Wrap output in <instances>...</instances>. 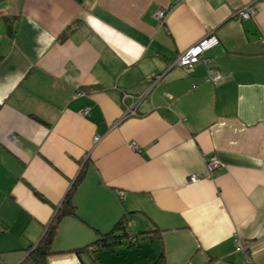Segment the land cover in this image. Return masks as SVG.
<instances>
[{"label":"crops","instance_id":"crops-1","mask_svg":"<svg viewBox=\"0 0 264 264\" xmlns=\"http://www.w3.org/2000/svg\"><path fill=\"white\" fill-rule=\"evenodd\" d=\"M82 169L47 264H264V0H0V264H31ZM120 220L135 240L94 244Z\"/></svg>","mask_w":264,"mask_h":264},{"label":"trees","instance_id":"trees-1","mask_svg":"<svg viewBox=\"0 0 264 264\" xmlns=\"http://www.w3.org/2000/svg\"><path fill=\"white\" fill-rule=\"evenodd\" d=\"M84 175H85V170L82 169L77 179L75 180L71 190L63 200V203L60 205V207H58L56 215L54 216L53 220L48 226L39 244L31 251V253L29 254V259L26 261L30 262L31 264H47L46 255L53 252L52 247L56 234L58 232V225H59L58 222L64 216L79 215L77 212V206L74 203L73 195L77 184L84 179ZM36 193L37 195H39L41 199L46 200V198L43 195L39 194L38 192ZM127 223L128 220H120L119 223L116 224L115 228L111 232L104 234L102 237L98 238V240L95 241L94 244L97 245L99 244V246L101 247H106L114 251L115 250L114 245L126 236L125 229L127 228ZM115 231L118 232L115 233ZM28 248L30 249L32 248V246L29 245ZM164 257H165L164 253H161V256L158 259H156L155 261L149 264H165Z\"/></svg>","mask_w":264,"mask_h":264},{"label":"built area","instance_id":"built-area-1","mask_svg":"<svg viewBox=\"0 0 264 264\" xmlns=\"http://www.w3.org/2000/svg\"><path fill=\"white\" fill-rule=\"evenodd\" d=\"M257 13L256 8L253 5H248L245 8H242L240 10H238L235 13L236 17H240L242 19H248L251 18L252 16H254ZM157 17L161 20H163L165 18V9H160L157 11L156 13ZM219 43V39L217 36L213 35V34H207L206 36H204L201 40H199L196 44H194L193 46H191L190 48L184 50L183 52H181L169 65L170 67H174V66H179L184 68L186 71L190 72L193 70V64L196 63L197 61H199L200 59H204V54L206 51L212 49L216 44ZM206 62H208V59H204ZM162 73L156 74L153 79L155 80V82H158L161 80L162 78ZM222 74L216 69V68H212L209 70V75H208V80L212 81L214 83H219V81L222 79ZM152 87L149 88V90ZM148 90V91H149ZM100 139L99 136L95 137V142H97ZM135 148L136 145H134ZM209 160V164H208V169L212 172L214 169H217L219 167L222 166L221 161L216 158V157H211L208 159ZM200 180V176L198 174H193L192 176L189 177V181L190 182H196ZM131 234V233H130ZM131 240H135L136 238L133 237V235L131 234L129 237ZM237 246L240 249L246 250L247 247L245 245V243H243L241 240H237ZM246 252V251H245ZM247 253V252H246ZM245 264H256L254 263L249 257L246 258L245 260Z\"/></svg>","mask_w":264,"mask_h":264},{"label":"rangeland","instance_id":"rangeland-1","mask_svg":"<svg viewBox=\"0 0 264 264\" xmlns=\"http://www.w3.org/2000/svg\"><path fill=\"white\" fill-rule=\"evenodd\" d=\"M125 98H126V94L124 95V99H125ZM94 141H95V138H94ZM134 148H135V147H134ZM208 159H209V158H208ZM208 159L206 160L207 170H208L209 174H213L218 168H217V169H214V170L211 172V171L208 169V164H209V163H208V162H209ZM193 174H196V173H193ZM193 174H190L189 177L192 176ZM188 179H189V178H188ZM125 233H126V235H128V236L130 237L131 234H130V231H129L127 228L125 229ZM135 238H136V237H135ZM138 242L141 243L142 240L139 239ZM243 243H244V242H243ZM137 247H138V246L136 245V246H133V247L129 248L130 250H132V252L129 253V257L133 258V257L135 256V254L133 253V250H135ZM121 248H122V250H123V249H126V248H128V247H127L126 245L123 244V245L121 246ZM133 248H134V249H133ZM129 249H128V250H129ZM129 259H130V258H129Z\"/></svg>","mask_w":264,"mask_h":264},{"label":"water","instance_id":"water-1","mask_svg":"<svg viewBox=\"0 0 264 264\" xmlns=\"http://www.w3.org/2000/svg\"><path fill=\"white\" fill-rule=\"evenodd\" d=\"M164 75H162V77H163ZM152 89V88H151ZM151 89L148 91V92H150L151 91Z\"/></svg>","mask_w":264,"mask_h":264}]
</instances>
